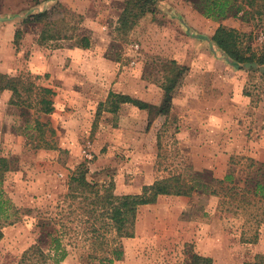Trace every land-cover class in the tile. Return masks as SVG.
Here are the masks:
<instances>
[{
	"label": "rangeland",
	"instance_id": "obj_1",
	"mask_svg": "<svg viewBox=\"0 0 264 264\" xmlns=\"http://www.w3.org/2000/svg\"><path fill=\"white\" fill-rule=\"evenodd\" d=\"M137 1L0 0V74L32 87L21 94L31 107L0 95V158L8 162L0 264H19L40 225L65 209L79 165L96 189L118 196L178 175L205 187L139 207L114 264H189L193 254L213 264H264V190L253 193L264 186V64H234L212 40L222 26L260 51L264 16L213 21L189 0H156L134 18ZM44 12L50 25L41 38L43 23L25 20ZM58 22L60 38H49ZM39 87L54 94L51 114L36 112ZM110 93L147 108L122 104L112 113ZM81 253L70 249L60 264H85Z\"/></svg>",
	"mask_w": 264,
	"mask_h": 264
},
{
	"label": "trees",
	"instance_id": "obj_2",
	"mask_svg": "<svg viewBox=\"0 0 264 264\" xmlns=\"http://www.w3.org/2000/svg\"><path fill=\"white\" fill-rule=\"evenodd\" d=\"M49 1V0H42ZM156 0H138V15L151 12ZM190 4L201 16L213 21L228 18H241L247 20L250 16H258L261 20L264 16V5L256 7L255 0H189ZM127 9L123 11L120 23L126 25ZM47 12L31 15L26 22L43 23L42 35L44 37L47 25ZM61 23L52 26L49 38H60ZM49 27V26H48ZM245 34L236 30L219 26L212 37L217 47L232 60L234 64L263 65L264 49L255 51L245 43ZM85 48L88 46L85 45ZM172 86V85H171ZM165 87L164 99L159 108L161 114H166L172 93V87ZM31 86L23 88L18 78L0 74V95L4 91L11 92L10 105L16 107H31L22 98V92L30 93ZM22 90V91H21ZM36 103V112L48 115L53 111L51 97L54 95L50 89L39 87ZM110 104V112L114 113L122 104H133L139 109H146L147 105L131 99L125 95L110 93L107 98ZM53 134V131H51ZM49 149H52L49 147ZM8 170V162L0 158V184L3 174ZM86 170L79 165L68 184V194L63 202L65 209L54 217L46 219L40 225V237L31 247L22 254L19 264H60L69 255L70 249H82L79 260L85 264H114L123 255L120 247L121 239H129L134 236L137 210L141 206L154 204L160 196L190 197L193 192L205 187L200 184H186L181 176H170L156 180L152 184L143 186L139 194L115 195L110 188L99 191L89 183L85 177ZM229 180V177H226ZM231 191V189H229ZM264 186L256 184L254 194H261ZM210 194H216L210 191ZM72 217V220L70 219ZM7 207L0 193V219L7 220ZM74 224V226H73ZM189 264H213L208 257L193 254Z\"/></svg>",
	"mask_w": 264,
	"mask_h": 264
},
{
	"label": "crops",
	"instance_id": "obj_3",
	"mask_svg": "<svg viewBox=\"0 0 264 264\" xmlns=\"http://www.w3.org/2000/svg\"><path fill=\"white\" fill-rule=\"evenodd\" d=\"M3 136L5 137V139L8 137V135H7V134H5V133L3 134Z\"/></svg>",
	"mask_w": 264,
	"mask_h": 264
}]
</instances>
